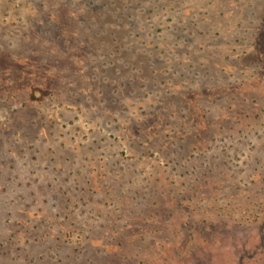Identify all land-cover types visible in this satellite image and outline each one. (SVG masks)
<instances>
[{
	"label": "rangeland",
	"instance_id": "rangeland-1",
	"mask_svg": "<svg viewBox=\"0 0 264 264\" xmlns=\"http://www.w3.org/2000/svg\"><path fill=\"white\" fill-rule=\"evenodd\" d=\"M0 264H264V0H0Z\"/></svg>",
	"mask_w": 264,
	"mask_h": 264
}]
</instances>
